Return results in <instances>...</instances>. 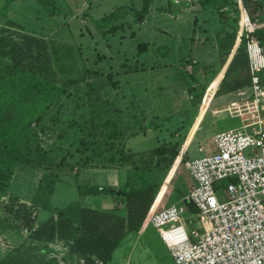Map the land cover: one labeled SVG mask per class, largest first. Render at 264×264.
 Returning a JSON list of instances; mask_svg holds the SVG:
<instances>
[{
    "label": "rangeland",
    "instance_id": "obj_1",
    "mask_svg": "<svg viewBox=\"0 0 264 264\" xmlns=\"http://www.w3.org/2000/svg\"><path fill=\"white\" fill-rule=\"evenodd\" d=\"M187 1L192 3L191 6L185 7V3H181L183 7L178 13L180 15L172 17V13L167 11L169 0H150L145 16H136V11L145 5L144 0H57L65 13L56 15L48 14L36 0H16L7 10H4L5 0H0V34L2 28H8L7 33L13 31V35L17 37L19 32H28L48 41L70 42L80 46L88 66L101 71L103 76L99 80L107 83L102 91H98L99 95L94 92L92 97L83 88L84 84L81 87L70 86L69 95L62 96L59 103L45 116L43 124L46 125V131H41V144L55 160L60 161L63 156L69 157L78 146L80 138L93 131V122L97 121L99 126L104 127L105 116H102L107 110V115L108 112L114 114L117 102L119 107L132 106L133 110L130 111H136L137 115L146 111L150 114L153 112L157 117L167 118L162 127L159 124L158 128L127 139L125 143L131 150L147 151L162 143L178 141L182 143V148H189L190 158H198L215 151L216 133L241 128L242 121L237 116L239 113L233 111H241L249 100L250 92L246 84L248 71L247 68H241L243 62L237 69L228 71L224 79L228 69V66L224 68L227 61L217 72V67L204 66L217 56V51L199 47L190 51L181 44L183 37H186V44L190 38L195 40V37L191 36L194 30L199 36L204 26L211 30L216 27L220 18L216 5H220L221 1H213L214 7L208 6L206 9L200 4L202 0ZM121 8H125L120 12L123 16L107 27H100L93 20L104 18ZM237 11L239 15V7ZM251 17L258 24V28L264 26V7L251 14ZM9 19L18 21L25 27L20 29L11 26ZM238 26L240 27V22ZM112 28L115 29L112 31ZM139 42L149 44L144 53L138 51ZM245 59L244 57V62ZM135 65L147 67L144 71L124 73ZM109 73L112 82L119 80L118 87L109 81ZM224 94H229L225 100L221 97ZM234 103L238 106L235 107ZM218 104L220 106L217 107ZM107 115L106 117L110 116ZM128 118H121L122 126L131 122L132 119ZM148 118H152V115ZM99 138L103 140L101 136ZM70 157L69 160L72 161L78 159ZM179 159L180 156L165 175L157 174L160 187L153 205L155 212L172 203H179L191 187L192 180L185 165L177 164ZM94 168L100 167L87 168L93 182H114L111 171H108L107 179L102 180L97 178L98 175L106 176L107 171L100 172L101 168ZM45 169L32 162H18L10 192L24 201L37 202L40 209L43 208L41 206L49 205L51 196L53 206L55 204L63 207L65 203L74 204L79 199L91 203L89 199L87 201L77 195L69 180L58 181L53 185L52 179L45 175ZM69 174L72 176L71 172ZM180 182H183L181 186L187 193L176 194L172 191L174 184L179 185L177 183ZM52 186L54 192L50 195ZM1 206L0 204V209ZM45 215L43 208L38 219L41 220ZM27 235L28 232L22 229L12 231L9 238L0 234V257L8 249L13 250L20 246ZM138 239L133 243L125 264H177L160 237L158 228L148 224L145 236L141 241ZM124 245L125 243L116 250L110 264H116L118 261L123 263L120 255L129 244L126 247H123ZM54 250L62 254L65 252L60 245L54 247ZM35 253L37 254V251ZM67 259L68 261L63 259L62 263L69 264V258Z\"/></svg>",
    "mask_w": 264,
    "mask_h": 264
},
{
    "label": "trees",
    "instance_id": "obj_2",
    "mask_svg": "<svg viewBox=\"0 0 264 264\" xmlns=\"http://www.w3.org/2000/svg\"><path fill=\"white\" fill-rule=\"evenodd\" d=\"M14 1L16 0H5L4 10ZM36 1L50 15L65 13L57 0ZM213 1L215 0H202L204 5H213ZM216 1H221L216 7L222 9L221 21L230 29L218 34L217 56L204 66L217 67V72L230 53L235 52L237 46L234 45L237 40L240 44L224 79L228 71L237 69L243 62L241 68H247L248 85L250 75L246 39L243 37L241 40L240 35H237L238 29L242 32L244 28V15L239 27L237 2ZM144 2L143 8L136 11V16H145L148 13L150 0ZM244 2L250 14L264 7L262 0ZM174 6L177 7L174 9ZM183 6L169 0L167 11L176 14ZM124 9H117L104 18L93 20L100 27H107L123 16L120 12ZM8 23L20 29L25 27L12 19ZM7 29L2 28L0 34V234L9 238L12 231L22 229L27 230L28 235L20 246L13 250L8 249L0 257V264H60L59 254L54 250L58 245L65 249L64 257L76 255L78 264H107L124 238L138 232L146 220L160 187L157 174L165 175L179 156L177 164L185 165L190 159L189 148H182V143L176 141L162 143L147 151H131L125 143L127 139L158 128L162 120L167 118L157 117L153 112L150 114L146 111L140 112L138 115L141 116H138L136 111H130L133 110L132 106H126V109L119 107L117 102L114 114L108 112V116L107 110L103 116L96 115L105 116L104 127L95 121L92 124L93 131L80 138L78 146L70 154L78 159L72 158V161L69 160L70 156H63L60 161L55 160L41 144V131H46V125L43 124L45 116L59 103L62 96L69 95L70 86L81 87L84 84L83 88L92 97L94 92L99 95L107 83L99 80L103 76L101 71L88 66L80 46L70 42L48 41L28 32H16L17 37L13 35V31L7 33ZM256 34L264 46V26L258 28ZM148 46V42H139V53L147 51ZM146 67L135 65L124 73L144 71ZM108 78L112 82L110 73ZM261 78L264 83V69ZM118 81L112 83L118 87ZM95 101L97 104V99ZM150 115L152 118H148ZM123 116L132 119L125 126L121 124ZM20 161L32 162L46 168L45 175L52 179L53 185L61 181V171H73L75 167L129 168L130 178L119 187L94 184L86 180L77 184L79 195L83 198L88 195H116L117 203L123 204L125 215L91 208L81 201L65 208H54L50 197L49 205L41 206L50 212L47 217L39 220L40 205L37 202L24 201L10 192L16 165ZM227 182H221L220 187L223 188ZM177 184L179 185L174 184L172 191L176 194L187 193L181 186L183 182ZM53 192L52 186L50 195ZM187 208L195 210L191 203H187Z\"/></svg>",
    "mask_w": 264,
    "mask_h": 264
},
{
    "label": "built area",
    "instance_id": "obj_3",
    "mask_svg": "<svg viewBox=\"0 0 264 264\" xmlns=\"http://www.w3.org/2000/svg\"><path fill=\"white\" fill-rule=\"evenodd\" d=\"M236 2L250 75L249 100L233 111L241 128L216 133L213 153L188 159L187 195L148 217L177 264H264V48L244 0Z\"/></svg>",
    "mask_w": 264,
    "mask_h": 264
},
{
    "label": "crops",
    "instance_id": "obj_4",
    "mask_svg": "<svg viewBox=\"0 0 264 264\" xmlns=\"http://www.w3.org/2000/svg\"><path fill=\"white\" fill-rule=\"evenodd\" d=\"M176 1V2H175ZM181 1V2H180ZM263 1V3H264V0H262ZM174 2H175V4H181V3H187V5H184L185 7H189V6H191V2H189V1H187V0H174ZM180 2V3H179ZM201 3L200 4H202V5H204L203 4V2L202 1H200ZM208 6H212V7H214L213 5H211V4H209V5H204V6H202V8L203 9H206V7H208ZM177 7V6H176ZM175 7V8H176ZM174 8V9H175ZM227 8V7H226ZM181 10V7H180V9H179V11ZM219 10V9H218ZM220 10H222V9H220ZM219 10V11H220ZM179 11L176 13V14H170L172 17L173 16H176V15H180V14H178L179 13ZM170 13V12H169ZM220 15V14H219ZM195 23V22H194ZM193 27H194V25H193ZM207 27V28H206ZM218 27V28H217ZM213 30H211L208 26H204V29H203V31H201V33L199 32V36H197V34L195 33V30H194V33L191 35L192 37H195V40H194V38H190L189 39V43L188 44H186L187 43V41L185 40V38L186 37H183L182 38V42H181V44L183 45V46H186V47H188V49L191 51H193L194 49H196V47H199V48H201V49H203V50H210V51H217V45H218V34L219 33H221V32H223V31H225V30H229L230 29V27L229 26H227V25H225V23H223L222 21H221V18H218V22H216V27L215 28H212ZM195 34H196V36H195ZM203 36V37H202ZM238 37V36H237ZM192 39V40H191ZM239 44H240V42H238L237 43V40H236V43H235V45H234V47L235 46H237V48L235 49V52L233 53V54H231L230 53V56H229V58H228V60H227V63H226V65L224 66V68L225 67H227V66H229V64H230V62H231V60L233 59V57H234V55H235V53H236V51H237V49H238V47H239ZM173 45H174V43H173ZM233 47V48H234ZM180 48H182V47H180ZM180 48H178V50L180 49ZM226 70V69H225ZM221 73V72H220ZM219 73V74H220ZM224 74H225V72H224ZM223 74V75H224ZM222 75V76H223ZM222 78V77H221ZM220 82V81H219ZM219 84V83H218ZM248 86H249V84H248ZM247 86V87H248ZM229 94H224V95H222L221 97L224 99L226 96H228ZM220 97V98H221ZM214 100H215V98H214ZM214 100H212V101H214ZM225 100V99H224ZM215 103H219L218 101L216 102L215 101ZM213 104V103H212ZM221 104V103H220ZM220 104H218V105H216L217 107L218 106H220ZM216 106H214V107H216ZM216 107V108H217ZM167 119H165V120H163L161 123H160V125H161V127L163 126V122L165 123V121H166ZM160 127V128H161ZM150 130V129H149ZM187 146V145H186ZM127 147H128V144H127ZM129 148V147H128ZM187 148V147H186ZM131 150V149H130ZM131 151H137V150H131ZM87 168H91V167H87ZM86 167H84V168H80V167H75V170L74 171H69V170H63V171H61L60 172V174H59V176L61 177V181H66V180H69V181H71V184H72V186H74V189H75V191L77 192V195L78 196H80L79 195V192H78V189H77V184H78V182L79 181H81V180H86V181H90L91 183H94V184H99V185H105V186H108V185H111V186H115V187H119V186H121V185H123V184H125L126 182H127V180L130 178V173H131V171H130V169L129 168H127V167H120V168H113V169H105V168H94V169H100L101 171L100 172H104V171H107V173H106V176L105 175H102L101 177L98 175V177L97 178H99V179H102V180H106L107 179V177H108V171H111V175H112V177H114V182L113 183H108V184H104V183H102L101 181L100 182H93V180L89 177L90 176V172L88 171V169H87ZM93 169V168H92ZM72 173V176L69 174V173ZM62 177L64 178V179H62ZM71 179H74V180H71ZM71 186V187H72ZM158 195V194H157ZM96 196H98V197H96ZM51 198H52V196H51ZM157 198V197H156ZM84 199H86L87 201H88V199L91 201V203L89 202H82L80 199L79 200H77L76 202H78V201H81L85 206H88V207H91V208H96V209H98V210H101V211H106V212H115V213H117V214H120V215H125V213H126V211H125V209L123 208V204L122 203H117V199H116V195H112V194H99V195H88V196H86V197H84ZM156 200V199H155ZM75 202V203H76ZM96 202V203H95ZM155 202V201H154ZM52 203V202H51ZM67 204V205H66ZM71 203H65V205L63 206V207H59V206H56L55 204H54V208H65V207H67L68 205H70ZM153 205H154V203H153ZM153 205H152V208H151V210H150V212L148 213V215H147V218H146V220L144 221V223H143V225L141 226V228L139 229V231L138 232H136V233H134V234H129L127 237H125L124 238V240L122 241V243L119 245V247L120 246H122L124 243H125V245L123 246V247H126L127 246V244H129L127 247H126V249H124V248H122V249H124V251L121 253V259L123 260V263H120L119 261L116 263V264H125V262H126V260H127V256H128V254H129V252L131 251V249H132V245H133V243L135 242V240H137L138 238V241H141L142 240V237H144L145 236V229H146V227H147V225L149 224L148 223V217L153 213V212H155V211H153L154 210V207H153ZM43 208H41L40 209V212H41V210H42ZM44 211L46 212V215L44 216V217H47V215H48V213L50 212L49 210H46V209H44ZM42 219H43V217H42ZM143 229V230H142ZM3 236V235H2ZM4 237V236H3ZM161 237V236H160ZM118 247V248H119ZM137 247V246H136ZM135 247V248H136ZM117 248V249H118ZM116 249V250H117ZM116 250L114 251V253L116 252ZM135 251V250H134ZM7 251H5V252H3L2 253V255L1 256H3L5 253H6ZM65 253V252H64ZM64 253L62 254V252H59L58 251V254L60 255H64ZM114 253H113V255H112V258H111V260L107 263V264H110V262L113 260V257H114ZM60 257V256H59ZM67 257L69 258V264H78L79 263V260H78V257L76 256V255H67L66 257H64V256H61L60 257V264H64V263H62V260L63 259H65L66 258V260L68 261V259H67ZM120 260V259H119ZM100 264H102V263H100Z\"/></svg>",
    "mask_w": 264,
    "mask_h": 264
},
{
    "label": "bare ground",
    "instance_id": "obj_5",
    "mask_svg": "<svg viewBox=\"0 0 264 264\" xmlns=\"http://www.w3.org/2000/svg\"><path fill=\"white\" fill-rule=\"evenodd\" d=\"M245 18V17H244Z\"/></svg>",
    "mask_w": 264,
    "mask_h": 264
}]
</instances>
